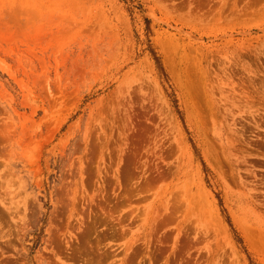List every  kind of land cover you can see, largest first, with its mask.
I'll list each match as a JSON object with an SVG mask.
<instances>
[{"label": "rangeland", "instance_id": "rangeland-1", "mask_svg": "<svg viewBox=\"0 0 264 264\" xmlns=\"http://www.w3.org/2000/svg\"><path fill=\"white\" fill-rule=\"evenodd\" d=\"M0 264H264V0H0Z\"/></svg>", "mask_w": 264, "mask_h": 264}]
</instances>
